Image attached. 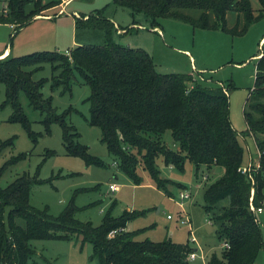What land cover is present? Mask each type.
I'll list each match as a JSON object with an SVG mask.
<instances>
[{"label":"trees","instance_id":"trees-1","mask_svg":"<svg viewBox=\"0 0 264 264\" xmlns=\"http://www.w3.org/2000/svg\"><path fill=\"white\" fill-rule=\"evenodd\" d=\"M29 2L6 0L0 10V23L19 29L59 0H32V6L26 10ZM112 3L128 7L132 15L143 12L152 28L160 25V18L170 17L192 27L221 29L232 35L244 33L264 11V0H259L258 13L249 0H112ZM229 11L235 12L232 26L226 19ZM74 25L76 32L84 28L99 37V42L81 40L68 53L39 50L0 57V83L5 86L3 104L10 103L13 109L10 119L29 129L30 122L18 100L19 91H23L30 105L43 115L41 122L47 132L51 123L60 125L66 153L82 157L86 165H102L100 158L78 141L75 126L67 122L71 107L58 113L52 106V96H43L42 88L48 78H32L33 72L50 63L52 72L60 69L57 75L53 72L50 88L65 92L70 91L77 72L90 87L85 99L89 102L88 123L100 128L101 141L117 167L134 183L142 181L140 167L159 188L173 183L160 175L158 156L166 165L177 168H182L184 160L189 159L194 164L196 180L201 170L197 184L207 180L202 169L222 168L221 175L203 186V209L216 225L218 241L227 244L220 254L210 256L208 264H254L258 250L264 246L260 222L250 208V197L255 208L264 207V51L256 54L259 56L254 84L243 107L246 131L255 138L257 166L252 172H248L250 169L243 172V148L229 117L230 84L208 86L197 81L192 73L156 71L146 50L113 39L118 27L99 9L74 16ZM167 129L178 144L177 149L163 141L162 134ZM24 155L20 153L9 162ZM36 181H39L36 176L23 173L0 186V264H36L32 240L67 239L73 235L81 242L91 243V255L99 264H190L188 254L194 248L188 240L182 243L136 239V231L126 229L128 220L142 214V210L124 209L113 215L112 208H108L100 223L94 225L90 220L75 217L79 207L70 200L60 214L53 216L47 208H36L30 203V187ZM176 184L185 188L182 183ZM225 198L227 203L220 204ZM111 230L114 233L109 235Z\"/></svg>","mask_w":264,"mask_h":264},{"label":"rangeland","instance_id":"rangeland-1","mask_svg":"<svg viewBox=\"0 0 264 264\" xmlns=\"http://www.w3.org/2000/svg\"><path fill=\"white\" fill-rule=\"evenodd\" d=\"M249 1L254 12L258 13L261 7L259 0ZM5 4L6 0H0V10ZM31 6L32 0L26 5V10ZM60 8H63V14ZM98 9L120 27L114 31L113 39L125 46L146 50L153 59L156 71L192 73L197 81L208 86L217 83L231 85L228 86L229 117L243 148L242 166L249 165V172L255 170L258 151L254 136L246 131L243 107L254 84L256 57L259 56L256 54L264 51V11L244 33L232 35L221 29L192 27L187 22L170 17L160 18L158 31L149 25L143 12L132 15L128 7L115 6L112 0H59L42 14H61L56 18L33 17L19 29L1 23L0 47L7 45L11 55H22L39 50L64 52L81 40L99 42V37L84 28H78L76 32L71 14L75 11L78 13L76 16H80ZM226 19L229 26L234 25L235 12L229 11ZM53 72L57 75L60 69ZM53 72L50 63L46 62L33 72L32 78H48L42 88L43 96H52V106L58 113L71 107L66 116L67 122L75 126L79 132L78 141L87 145L89 153L100 158L102 165H86L82 157L66 153L60 125L51 123L47 132L41 122L43 115L30 105L23 91H19L18 100L30 122L29 129L21 122L11 120L13 109L10 103L3 104L5 86L0 83V186L9 184L23 173L36 176L39 181L31 184L30 203L36 208H47L53 216L60 214L70 200L79 207L75 210V217L82 221L90 220L94 225L100 223L108 208H112L113 215L120 214L124 209H138L143 213L126 223L127 230L136 231V239H170L182 243L188 240L195 248V257L189 260L190 264H208L213 253L220 254L222 242L215 236L216 225L209 219L210 215L202 204L203 186L221 175L222 168L202 169L203 174H207V180L204 184H197L196 181L201 180V170L199 180H196L195 167L189 159L184 160L182 168H177L166 165L158 156L156 164L160 175L173 183L159 188L141 167L138 173L142 181L134 183L117 167L101 141L100 128L87 121L89 102L85 99L90 93L89 85L76 72L70 91L52 90ZM162 139L169 147L178 148L170 130L163 132ZM47 150L52 153L48 154ZM20 153L25 155L9 162ZM111 181L118 184L117 190H109ZM176 183L184 184L185 188ZM84 187L88 189L76 191ZM180 191L189 192V197H181ZM262 191L264 194V188ZM226 203L227 198L220 202ZM255 213L264 241V209ZM32 244L36 249L33 256L36 264H99L98 259L91 255V243L81 242L76 235L67 239H34ZM254 264H264V246L258 250Z\"/></svg>","mask_w":264,"mask_h":264},{"label":"built area","instance_id":"built-area-1","mask_svg":"<svg viewBox=\"0 0 264 264\" xmlns=\"http://www.w3.org/2000/svg\"><path fill=\"white\" fill-rule=\"evenodd\" d=\"M65 52L66 53H68V50H65ZM250 169V167L249 166H243L242 167V171L243 172H247L248 170ZM250 171V170H249ZM248 171V172H249ZM108 188H109V190L110 191H115V190H117L118 189V184L116 183V182H110L109 183V185H108ZM179 195L181 196V197H183V198H188L189 197V192H185V191H180L179 192ZM251 199H252V197H250V208L253 210V211H257V212H260V211H262L263 209H264V207H257V208H255L253 205H252V203H251ZM168 217H169V215H167ZM184 221V220H183ZM114 233V230H111L110 232H109V235H112ZM224 246H227V244H225V243H222L221 244V247H224ZM195 250L194 251H191L189 254H188V259L189 260H191V259H193L194 257H195Z\"/></svg>","mask_w":264,"mask_h":264},{"label":"crops","instance_id":"crops-1","mask_svg":"<svg viewBox=\"0 0 264 264\" xmlns=\"http://www.w3.org/2000/svg\"><path fill=\"white\" fill-rule=\"evenodd\" d=\"M58 5H56L55 7H57ZM64 6V5H63ZM61 9V8H60ZM63 12L61 13V14H63L64 13V10H63V8L61 9ZM61 14H54V15H46V16H43L42 14H39V15H36L35 17H41V18H43V17H47V18H56L57 16H59V15H61ZM72 15H73V17L74 16H76L78 13H75V11H72V13H71ZM114 22V24H115V26H117L118 27V29L120 28L118 25H116V23H115V21H113ZM1 24V23H0ZM3 24H6V25H8L9 27H12L13 25L12 24H9V23H3ZM129 26V25H128ZM155 28H159V26L158 27H155ZM7 53H11L10 52V50H9V48L7 47V45H5V46H3L2 48L0 47V57H3V56H5ZM111 182H113V181H111ZM109 185V184H108ZM195 249V248H194Z\"/></svg>","mask_w":264,"mask_h":264},{"label":"water","instance_id":"water-1","mask_svg":"<svg viewBox=\"0 0 264 264\" xmlns=\"http://www.w3.org/2000/svg\"><path fill=\"white\" fill-rule=\"evenodd\" d=\"M158 31H160V28H156Z\"/></svg>","mask_w":264,"mask_h":264}]
</instances>
